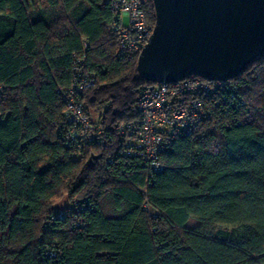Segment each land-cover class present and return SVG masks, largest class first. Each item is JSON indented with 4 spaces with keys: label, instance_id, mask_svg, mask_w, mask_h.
I'll list each match as a JSON object with an SVG mask.
<instances>
[{
    "label": "trees",
    "instance_id": "obj_1",
    "mask_svg": "<svg viewBox=\"0 0 264 264\" xmlns=\"http://www.w3.org/2000/svg\"><path fill=\"white\" fill-rule=\"evenodd\" d=\"M114 1L0 0V264H264V57L231 80L243 106L172 140L148 187L116 131L150 84L118 52ZM82 56L104 144L77 152L59 91Z\"/></svg>",
    "mask_w": 264,
    "mask_h": 264
},
{
    "label": "built area",
    "instance_id": "obj_2",
    "mask_svg": "<svg viewBox=\"0 0 264 264\" xmlns=\"http://www.w3.org/2000/svg\"><path fill=\"white\" fill-rule=\"evenodd\" d=\"M147 7L148 0L113 2L110 31L116 37L119 54L139 56L149 43L154 27L149 23ZM95 84V77L86 70V57L82 56L73 63L69 87L59 91L66 106L65 144L77 152L104 144L102 128L92 123L83 104L84 95ZM238 106H243V101L233 91L231 81L191 77L173 84H150L138 100L139 121L118 125L116 131L127 141L126 156L137 158L146 171L149 187L164 171L161 155L172 140L191 135L214 117L220 119V109ZM145 210L150 212L148 202Z\"/></svg>",
    "mask_w": 264,
    "mask_h": 264
},
{
    "label": "water",
    "instance_id": "obj_3",
    "mask_svg": "<svg viewBox=\"0 0 264 264\" xmlns=\"http://www.w3.org/2000/svg\"><path fill=\"white\" fill-rule=\"evenodd\" d=\"M156 24L137 60L146 83L231 81L264 57V0H151Z\"/></svg>",
    "mask_w": 264,
    "mask_h": 264
},
{
    "label": "crops",
    "instance_id": "obj_4",
    "mask_svg": "<svg viewBox=\"0 0 264 264\" xmlns=\"http://www.w3.org/2000/svg\"><path fill=\"white\" fill-rule=\"evenodd\" d=\"M30 13L38 15L40 11L47 9L48 4L46 0H26Z\"/></svg>",
    "mask_w": 264,
    "mask_h": 264
},
{
    "label": "rangeland",
    "instance_id": "obj_5",
    "mask_svg": "<svg viewBox=\"0 0 264 264\" xmlns=\"http://www.w3.org/2000/svg\"><path fill=\"white\" fill-rule=\"evenodd\" d=\"M126 21H128V20L126 19ZM91 116H92V118H93L94 120L97 121L95 113H91Z\"/></svg>",
    "mask_w": 264,
    "mask_h": 264
}]
</instances>
